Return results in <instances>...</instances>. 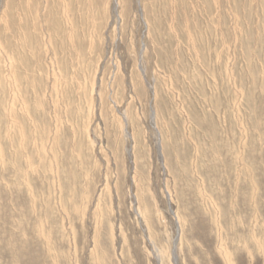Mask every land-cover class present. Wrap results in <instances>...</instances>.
<instances>
[{
  "label": "rangeland",
  "instance_id": "rangeland-1",
  "mask_svg": "<svg viewBox=\"0 0 264 264\" xmlns=\"http://www.w3.org/2000/svg\"><path fill=\"white\" fill-rule=\"evenodd\" d=\"M0 264H264V0H0Z\"/></svg>",
  "mask_w": 264,
  "mask_h": 264
}]
</instances>
